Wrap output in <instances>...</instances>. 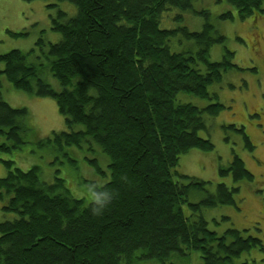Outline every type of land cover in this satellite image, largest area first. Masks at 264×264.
<instances>
[{
	"label": "trees",
	"instance_id": "obj_1",
	"mask_svg": "<svg viewBox=\"0 0 264 264\" xmlns=\"http://www.w3.org/2000/svg\"><path fill=\"white\" fill-rule=\"evenodd\" d=\"M58 1L77 6L72 17L62 9L50 14L51 28L61 34L58 42L40 37L28 51L0 54V151L21 148L30 130L28 109L1 97L4 75L16 88L54 98L65 116L70 130L39 139V147H50L55 158L69 162L75 159L68 147L102 150L109 177L97 157L88 158L108 179L88 181L95 198L87 201L73 195L60 176L44 180L38 165L25 170L2 159L8 172L0 176L1 208L16 216L0 220V264H139L146 259L175 264L170 255L193 250L199 251L201 264H253L236 258L252 248L264 251L263 240L247 228L219 234L203 214L205 207L236 204L238 183L254 179L244 160L233 148L232 161L219 164L218 173L231 175L236 185L220 182L197 202L190 201V192L207 191L210 181L177 170L190 149L214 150L211 139L199 132L208 129L205 116L217 115L224 105L215 101L200 107L177 97L182 92L216 98L209 86L235 66L228 48L221 60L211 59V47L225 36L209 21L200 30L160 27L165 12L189 9L194 0ZM227 2L246 18L263 10L264 0ZM177 36L187 43L174 51L171 40ZM46 70L62 89L43 78ZM76 124L84 128L74 130ZM224 127L242 132L246 147H255L244 126Z\"/></svg>",
	"mask_w": 264,
	"mask_h": 264
},
{
	"label": "rangeland",
	"instance_id": "obj_2",
	"mask_svg": "<svg viewBox=\"0 0 264 264\" xmlns=\"http://www.w3.org/2000/svg\"><path fill=\"white\" fill-rule=\"evenodd\" d=\"M52 3L56 7L50 6ZM263 10H254L246 18H240L237 8L227 0H194L191 8L183 10L172 7L164 18L160 19V27L187 26L190 30H200L206 21L225 36V41L215 43L211 47V59L219 61L223 58L226 48L233 51L234 67L223 72L221 81L209 86V91L216 93V98H201L194 94L179 93L178 100L192 102L204 107L218 101L224 105L215 116L206 115L208 129L201 130L200 136L210 138L214 150L193 148L180 158L177 170L182 174L195 176L210 181L207 191L193 190L189 199L197 202L205 197L207 192L213 193L220 182L229 187L235 186L231 175L220 177L219 164L229 165L233 159V148L244 160L246 167L253 173L252 181L241 180L240 190L235 194L236 204L219 205L203 208V214L208 221V227L219 234L228 228L249 229V233L257 235L264 242V2ZM57 9L68 13V17L77 14V6L70 1L58 0H0V54L11 49L28 51L36 47V42L43 37L46 42H58L61 34L51 28L50 14ZM205 11L206 14L199 13ZM230 12L232 17L223 18ZM181 14L182 18H178ZM24 32L19 36L10 31ZM180 36L171 40V49L181 50ZM3 63L0 62V68ZM52 86L62 89L58 80L48 71L42 72ZM1 97L13 107L28 109V124L30 130L26 134L27 143L21 148L0 151V176H6L8 168L1 161L12 159L15 165L25 170L33 165L40 166L41 177L54 181L56 176L65 179L66 185L75 196H82L87 201L95 198L94 190L88 185L89 180L103 184L109 177L108 157L99 150L92 153L87 149L68 147L75 159L69 162L65 157L55 158L50 147H39V139L52 135L54 131L70 130L64 114L59 110L57 101L52 97L39 96L33 92L16 88L4 75H1ZM236 124L244 126L245 133L255 146L252 150L246 147L242 132L225 128V125ZM84 125L76 124L73 129H82ZM228 137V139H226ZM4 139H0V142ZM97 157L100 166L108 174L104 177L98 174L89 163L88 158ZM214 160L218 162L216 174ZM4 201L0 200V220L16 216V213H6L2 210ZM169 260L175 264H201L199 251L193 250L187 256L177 253L170 255ZM249 260L253 264H264V251L252 248L242 253L236 262ZM139 264H162L157 259H146Z\"/></svg>",
	"mask_w": 264,
	"mask_h": 264
},
{
	"label": "crops",
	"instance_id": "obj_3",
	"mask_svg": "<svg viewBox=\"0 0 264 264\" xmlns=\"http://www.w3.org/2000/svg\"><path fill=\"white\" fill-rule=\"evenodd\" d=\"M218 162L216 160H214V172L216 174V168H217Z\"/></svg>",
	"mask_w": 264,
	"mask_h": 264
}]
</instances>
